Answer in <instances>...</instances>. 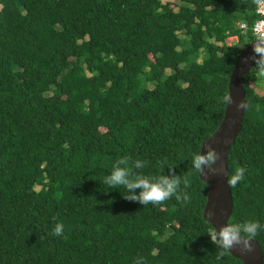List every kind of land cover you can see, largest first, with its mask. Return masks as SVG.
Returning <instances> with one entry per match:
<instances>
[{
	"label": "trees",
	"instance_id": "16d2710c",
	"mask_svg": "<svg viewBox=\"0 0 264 264\" xmlns=\"http://www.w3.org/2000/svg\"><path fill=\"white\" fill-rule=\"evenodd\" d=\"M174 1L185 7L0 0V264H133L138 255L148 264H242L228 252L216 259L191 154L220 125L236 57L253 39L219 43L236 22L252 24L257 0ZM259 75L254 66L243 77L241 129L227 151V176L247 169L228 185L227 223H264ZM125 154L148 163L134 173L188 180L189 200L142 205L108 188L103 178ZM57 221L61 236L51 231ZM252 239L264 264V230Z\"/></svg>",
	"mask_w": 264,
	"mask_h": 264
},
{
	"label": "clouds",
	"instance_id": "9594fccd",
	"mask_svg": "<svg viewBox=\"0 0 264 264\" xmlns=\"http://www.w3.org/2000/svg\"><path fill=\"white\" fill-rule=\"evenodd\" d=\"M253 42V57L254 66L261 76H264V35H258ZM224 100L227 103L231 102V97L225 96ZM245 107L244 102H237L236 109ZM219 153L217 150L208 146L206 151H197L191 154V165L195 171L201 175H206L204 169L214 172L211 166L218 159ZM130 156L125 154L117 158L111 164L108 174L103 178V184L108 188H120L123 187L126 198L131 200H138L142 205L156 204L160 201L167 200L168 198L175 196L177 201L185 203L189 200V196L183 190V186L188 184V180L177 177L175 174L168 176L164 174L151 175L134 173L133 168L141 169L142 166L147 167L148 163L145 160L139 158L134 159L130 163ZM165 162H157L159 167H163ZM247 169L244 167H236L227 176V183L229 186H235L238 182L245 179V173ZM139 189V192L133 191ZM209 216L214 215L213 212L208 213ZM261 230H264V223L259 220H245L241 222H228L224 226L215 230L211 235L212 241L218 245L219 251L216 259L218 260L226 252H229L232 248H238L244 252L252 251L253 237ZM52 234L55 236H61L64 231V224L57 221L52 227ZM133 264H148V260L143 255H138L134 258Z\"/></svg>",
	"mask_w": 264,
	"mask_h": 264
},
{
	"label": "water",
	"instance_id": "95a60500",
	"mask_svg": "<svg viewBox=\"0 0 264 264\" xmlns=\"http://www.w3.org/2000/svg\"><path fill=\"white\" fill-rule=\"evenodd\" d=\"M254 41V40H253ZM253 42L248 43L243 51L236 57L233 71L228 83V96L231 102L225 106L224 116L212 136L202 143L201 150L206 151L208 146L214 147L219 153L218 159L212 164L214 172L204 169L206 175L199 174V179L206 185V203L203 210L204 219L211 224L213 230L224 226L232 212V197L227 183L226 158L229 146L241 129L245 107L236 109L237 102H244L245 91L242 83L243 77L254 67ZM214 215L209 216V212ZM252 251L244 252L232 248L228 252L232 257L239 259L242 264H263L262 252L255 241H251Z\"/></svg>",
	"mask_w": 264,
	"mask_h": 264
},
{
	"label": "built area",
	"instance_id": "2783aa9c",
	"mask_svg": "<svg viewBox=\"0 0 264 264\" xmlns=\"http://www.w3.org/2000/svg\"><path fill=\"white\" fill-rule=\"evenodd\" d=\"M253 22L248 25L245 21L236 22L233 32H227L220 46L232 47L240 42V36L256 40L258 35H264V0H257L253 13ZM249 40V39H248Z\"/></svg>",
	"mask_w": 264,
	"mask_h": 264
},
{
	"label": "rangeland",
	"instance_id": "374dc122",
	"mask_svg": "<svg viewBox=\"0 0 264 264\" xmlns=\"http://www.w3.org/2000/svg\"><path fill=\"white\" fill-rule=\"evenodd\" d=\"M161 2L163 4H165L167 2L171 3L172 11L174 13L181 11L182 8L185 7V5L181 4L180 2L174 1V0H161ZM179 36L182 39L186 38L183 33H180ZM246 45H247V43H245L244 47ZM198 60L200 61V57L198 58ZM165 73L168 74L169 70H165ZM255 91H256V93H259V94L263 93V91H264V76H261V75L258 76V80L256 81Z\"/></svg>",
	"mask_w": 264,
	"mask_h": 264
}]
</instances>
